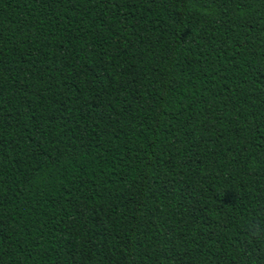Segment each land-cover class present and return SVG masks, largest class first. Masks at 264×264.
Returning a JSON list of instances; mask_svg holds the SVG:
<instances>
[{
  "label": "trees",
  "instance_id": "16d2710c",
  "mask_svg": "<svg viewBox=\"0 0 264 264\" xmlns=\"http://www.w3.org/2000/svg\"><path fill=\"white\" fill-rule=\"evenodd\" d=\"M264 0H0V264H264Z\"/></svg>",
  "mask_w": 264,
  "mask_h": 264
},
{
  "label": "clouds",
  "instance_id": "9594fccd",
  "mask_svg": "<svg viewBox=\"0 0 264 264\" xmlns=\"http://www.w3.org/2000/svg\"><path fill=\"white\" fill-rule=\"evenodd\" d=\"M249 233L256 238L264 237V225L258 221L251 222L248 226Z\"/></svg>",
  "mask_w": 264,
  "mask_h": 264
}]
</instances>
